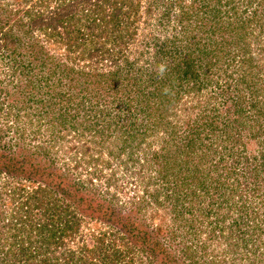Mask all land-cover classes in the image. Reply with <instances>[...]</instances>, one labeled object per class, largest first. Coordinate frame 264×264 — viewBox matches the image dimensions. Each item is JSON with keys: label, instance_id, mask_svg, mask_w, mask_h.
Masks as SVG:
<instances>
[{"label": "trees", "instance_id": "16d2710c", "mask_svg": "<svg viewBox=\"0 0 264 264\" xmlns=\"http://www.w3.org/2000/svg\"><path fill=\"white\" fill-rule=\"evenodd\" d=\"M142 1L0 0V264H264V0Z\"/></svg>", "mask_w": 264, "mask_h": 264}, {"label": "rangeland", "instance_id": "374dc122", "mask_svg": "<svg viewBox=\"0 0 264 264\" xmlns=\"http://www.w3.org/2000/svg\"><path fill=\"white\" fill-rule=\"evenodd\" d=\"M148 2H149V0H143L142 1V4H145L144 5V7H146L147 6V4H148ZM3 4H5L6 5V3L4 2ZM144 12L145 11H143V14H141L142 15V18L140 19V22H139V24H140V26H141V28H139V30H140V32H139V34H140V40H141V38L144 36V34H147L149 31V28L148 27H146L145 25H146V22H147V16H145L144 15ZM162 12H163V7L162 8H160V9H157L153 14V16H152V19H153V22H154V20H155V22H156V19L157 18H159V16L158 15H161L162 14ZM149 19V18H148ZM152 24H154V27H155V23H152ZM170 26H169V28L170 29H167V32H168V30H173V29H171V25L173 24V21H171L170 23ZM146 29V30H145ZM152 29V28H151ZM143 43V42H142ZM142 44H141V42L139 41V43H136L135 44V48H138V47H140ZM145 48H143V51H145L144 50ZM141 51H142V49H141ZM4 67L2 66V65H0V91H2V87L3 86H6L7 84L9 85L10 84V79L8 78V76H7V71L6 70H4L3 69ZM205 91V90H204ZM9 93V94H8ZM13 93L14 92H0V94L1 95H4V94H8L9 95V98H11L12 96H13ZM18 96H20L21 98L23 97V93L22 92H17L16 93ZM72 95H74L75 94V92H72L71 93ZM70 94V95H71ZM68 95V94H67ZM2 100V97L0 96V101ZM23 101H24V99H22ZM29 103V105H30V102H28ZM25 104H26V102H25ZM32 106H35V105H32ZM68 106H74L73 104H71V105H68ZM26 112H30V113H33V107H31V105L30 106H27L26 107ZM25 110H24V112H21L20 114H19V116L20 117H22L23 115H25ZM36 111V110H35ZM14 112H15V110L14 109H10L8 106L6 107V106H3V109H2V113L0 114V127L2 128V132L0 133L2 136L4 135V137H3V140H2V142H1V145H2V147L4 148V149H7L9 146H10V148H9V150H13L14 149V147L12 146L13 144H14V141H15V139H14V137H15V135H16V137H17V133H16V131H18L19 132V134H21V131H22V129H23V125L25 124V117L24 118H22L21 119V121H20V123L19 124H17V123H15V125L12 123V122H14L13 121V117H15V114H14ZM8 119V120H7ZM35 120V119H34ZM6 121H9V122H6ZM46 124L44 123V121H41V120H38V123L36 122V123H34V125L33 126H31V127H28L27 128V132L26 133H24V137L26 138V140H24L25 141V143L26 144H28V146H29V148L30 147H33V146H35V144H36V142L37 141H40L41 143H43V140H44V138L46 139L47 137H48V134H47V132H46ZM10 127V128H9ZM32 130H40L39 132H42V134H43V136H41L40 135V137H41V139L40 140H35L34 138H33V135H32V133H31V131ZM46 132V133H45ZM47 136V137H46ZM23 140V139H22ZM45 142V141H44ZM147 142H150V143H152L153 142V148H156V146H157V144H155V142H154V140L153 139H151V140H148ZM66 154L63 152V151H60L59 152V155H57L56 156V159H60V158H62L63 157V159L64 160H66V156H65ZM139 164L137 165V169H139ZM152 174H153V172H151ZM151 173H148V176L149 175H151ZM2 183H3V180L1 179V177H0V188H1V185H2ZM4 191V189H2L1 190V192H3ZM114 235H111L110 237H113ZM110 242H116V247L117 248H119L120 250H125L124 248H125V243H124V241L123 240H121L120 239V237H118V238H116V239H114V238H111V239H108L107 240V243H110ZM111 244H113V243H111ZM132 252L136 255V263L137 264H148L147 263V261H146V259L143 257V256H141V255H139V254H137L136 252H134V250H132ZM183 264H189V262L188 261H184V263Z\"/></svg>", "mask_w": 264, "mask_h": 264}]
</instances>
